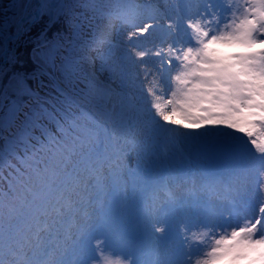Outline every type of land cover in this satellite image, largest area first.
Returning a JSON list of instances; mask_svg holds the SVG:
<instances>
[{
  "label": "snow or ice",
  "instance_id": "1",
  "mask_svg": "<svg viewBox=\"0 0 264 264\" xmlns=\"http://www.w3.org/2000/svg\"><path fill=\"white\" fill-rule=\"evenodd\" d=\"M0 264H264V0H0Z\"/></svg>",
  "mask_w": 264,
  "mask_h": 264
},
{
  "label": "bare ground",
  "instance_id": "2",
  "mask_svg": "<svg viewBox=\"0 0 264 264\" xmlns=\"http://www.w3.org/2000/svg\"><path fill=\"white\" fill-rule=\"evenodd\" d=\"M193 156L188 157L181 155L178 149H170L169 151L165 152L164 150L161 151V158L158 161L157 169L159 173H162L163 178H167L166 173L171 172L172 168L176 166L179 170H193V167L200 163V159H192ZM172 162V164H171ZM183 166H186L182 168Z\"/></svg>",
  "mask_w": 264,
  "mask_h": 264
},
{
  "label": "rangeland",
  "instance_id": "3",
  "mask_svg": "<svg viewBox=\"0 0 264 264\" xmlns=\"http://www.w3.org/2000/svg\"><path fill=\"white\" fill-rule=\"evenodd\" d=\"M192 159H196V160H197V159H198V160L200 159V160H199L200 163H199L198 165L194 166L192 171L187 170V172H182V173H185V174H187V175L196 174L197 176H200V175H210V174H208V173H211V172H209V171H205V170L202 168V166H203V164L205 163V160H206V159L198 158V157H195V156H193ZM171 164H172V162H171ZM184 167H186V166H184ZM157 170H158V169H157ZM177 171L181 172L182 170H181V169L178 170V169L176 168V166H174V167L172 168V171H171V172L166 173V176H167V175L169 176V174H175ZM158 173H159V172H158ZM159 174H160L161 177L163 178L162 173H159ZM170 187H172V189H173L174 191H179V193H180L181 195H184V196H188V195H189V194H188L186 191H184L183 189L176 190L175 187H174V185H170ZM197 194H198V195H203V193H197ZM158 196H159V199H160V200H163V199H165L166 193H165L164 191H162V192H160V193L158 194ZM159 215H160V218H161V219L164 218V213H163V211H161V213H160Z\"/></svg>",
  "mask_w": 264,
  "mask_h": 264
},
{
  "label": "trees",
  "instance_id": "4",
  "mask_svg": "<svg viewBox=\"0 0 264 264\" xmlns=\"http://www.w3.org/2000/svg\"><path fill=\"white\" fill-rule=\"evenodd\" d=\"M41 30V22L38 21L37 24L34 26L33 34H32V40H35L36 34H38ZM34 44H29L25 42L23 45L19 48V55L23 58L20 64V67H28L33 66L35 62L32 59V47Z\"/></svg>",
  "mask_w": 264,
  "mask_h": 264
},
{
  "label": "water",
  "instance_id": "5",
  "mask_svg": "<svg viewBox=\"0 0 264 264\" xmlns=\"http://www.w3.org/2000/svg\"><path fill=\"white\" fill-rule=\"evenodd\" d=\"M207 167L211 168V169H214V170H218L219 169V167H218V165L216 163L214 165H208Z\"/></svg>",
  "mask_w": 264,
  "mask_h": 264
}]
</instances>
